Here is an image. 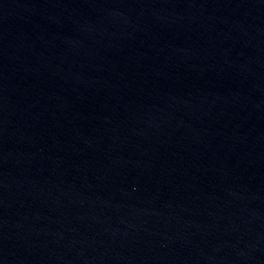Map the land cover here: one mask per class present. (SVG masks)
I'll use <instances>...</instances> for the list:
<instances>
[{
	"label": "water",
	"instance_id": "water-1",
	"mask_svg": "<svg viewBox=\"0 0 264 264\" xmlns=\"http://www.w3.org/2000/svg\"><path fill=\"white\" fill-rule=\"evenodd\" d=\"M0 264H264V0H0Z\"/></svg>",
	"mask_w": 264,
	"mask_h": 264
}]
</instances>
